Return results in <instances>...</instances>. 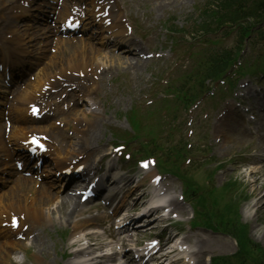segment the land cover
<instances>
[{
	"label": "bare ground",
	"instance_id": "obj_1",
	"mask_svg": "<svg viewBox=\"0 0 264 264\" xmlns=\"http://www.w3.org/2000/svg\"><path fill=\"white\" fill-rule=\"evenodd\" d=\"M159 7H162V5H159ZM155 8H156V9H155L156 11L159 9L158 7H155ZM109 30H112V28H110ZM119 34H120V33H118L116 36H119ZM93 50L95 51L94 48H93ZM93 50H91V51H93ZM91 51H90L88 48H85L84 53H81L80 51H79V52H75V53H73V54H69L68 58H69L71 61H77V62L80 63L81 65H83L82 63L84 62V60L88 58L89 63H90V64H88V65L91 66V68L94 69L96 73H97V72L102 73L100 79H103V78H105V76H106L108 73H110V69H107V70H106V69L103 67V70H102V66L99 64L100 61H98V59L95 58V55H94ZM127 60H129V58H127ZM52 61H53L52 64H53V68H54V69L57 68V67H59V65H60V66L62 65V63H61V61H60L59 59H55V60H52ZM102 63L104 64V63H106V62H102ZM137 67H138V66H137ZM68 69H69V70L77 69V65H76V63H72ZM103 71H104V72H103ZM61 72H63L62 69H61ZM95 72H94V73H95ZM96 73H95V74H96ZM50 78H51V80H53V76H52V75H51ZM100 82H101V81H100ZM23 87H25V86H23ZM23 87H22V88H23ZM0 131H1V128H0ZM19 135H20V134H19ZM87 138H91V136L87 134ZM96 152H97V151H96ZM115 185H116V183H115ZM17 194H18V193H17V190H16V193H15V196H16V197H17ZM14 202H15V201H14ZM18 208L22 209V206L19 205ZM18 208H16V209L12 208V209L15 210V211H17ZM41 217L43 218L42 213H41V214H36V215H35V220L40 221V220H41ZM10 245H11V243L8 244V246H10Z\"/></svg>",
	"mask_w": 264,
	"mask_h": 264
},
{
	"label": "rangeland",
	"instance_id": "obj_2",
	"mask_svg": "<svg viewBox=\"0 0 264 264\" xmlns=\"http://www.w3.org/2000/svg\"><path fill=\"white\" fill-rule=\"evenodd\" d=\"M197 5H198V1H196V2L194 3V8H191V10L194 11V10L196 9ZM176 10L184 11L185 9H184V8H180V9H175L174 11H176ZM174 11L167 10V11H165L164 13H159V14H157V13H155V12H152L151 7H149V11H147V13H148V15H149L152 19H155V18L160 17V16L164 17V16L166 15V12H174ZM177 16H178V18H179V19H178V22H179L178 26H182V27L185 26V28H189V27H190V25H191V24H189V20H190V18L198 19V17H196V15L194 14V15H191L190 17H187V20H185V22H184L183 19H185V15H184V16L177 15ZM161 21H163V20H161ZM145 71L155 73V70L150 66V64L146 67ZM131 74H132V73H131ZM131 74H129V75H131ZM141 77H142V76H141ZM133 85H134V84H133ZM154 122H155V120H152V123H154ZM235 133H236V131H235ZM234 138H235V137H234ZM227 147H229V144H228V145L224 144V149H227ZM239 147H240V146L237 145V146L235 147V149H239ZM228 154H229V152L227 153V155H228Z\"/></svg>",
	"mask_w": 264,
	"mask_h": 264
}]
</instances>
